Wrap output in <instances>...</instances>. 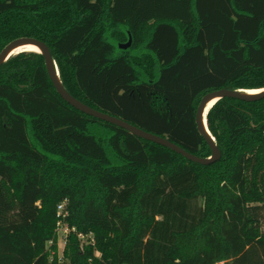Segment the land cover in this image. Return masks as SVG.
<instances>
[{
  "label": "trees",
  "instance_id": "trees-1",
  "mask_svg": "<svg viewBox=\"0 0 264 264\" xmlns=\"http://www.w3.org/2000/svg\"><path fill=\"white\" fill-rule=\"evenodd\" d=\"M19 37L48 45L77 99L200 157L202 97L264 88V0H0V52ZM207 121L221 158L200 164L66 102L41 53L10 57L0 264H264V98L220 99ZM65 199L95 244L71 233L59 262L46 245Z\"/></svg>",
  "mask_w": 264,
  "mask_h": 264
},
{
  "label": "water",
  "instance_id": "water-1",
  "mask_svg": "<svg viewBox=\"0 0 264 264\" xmlns=\"http://www.w3.org/2000/svg\"><path fill=\"white\" fill-rule=\"evenodd\" d=\"M25 45H36L45 59V65L47 72L49 74L50 79L52 80L57 92L60 96L69 104L77 108L78 110L101 119L103 121L109 122L111 124L117 125L121 128L126 129L131 134L136 135L138 137L144 138L146 140L158 143L160 145L166 146L173 151L187 157L188 159L195 161L200 164H210L215 161H218L221 158V150L219 149L218 145L216 144L215 138L212 135L207 121V114L209 109L207 107L209 103L216 99L215 103L223 98H237L243 101H257L264 98V88L260 89H228V88H221L210 91L206 93L197 108L196 111V124L199 133L204 137L206 142L208 143L209 147L211 148V155L209 157H200L195 154L190 153L189 151L185 150L181 146L177 145L176 143L170 141L168 138L148 132L136 125L129 123L128 121L123 120L117 116H113L111 114L105 113L103 111L97 110L81 100L74 97L62 84L60 79V74L58 67L53 59L51 54L50 48L48 45L37 38L34 37H19L12 41H10L0 52V66L9 60L10 57L13 55L18 54V51L22 46ZM132 45V37L129 36V39L126 43L121 44V47L126 49ZM254 90H258L255 92ZM214 103V104H215Z\"/></svg>",
  "mask_w": 264,
  "mask_h": 264
},
{
  "label": "built area",
  "instance_id": "built-area-1",
  "mask_svg": "<svg viewBox=\"0 0 264 264\" xmlns=\"http://www.w3.org/2000/svg\"><path fill=\"white\" fill-rule=\"evenodd\" d=\"M69 212L67 209V199L62 201L57 206V222L54 232V236L47 242L46 251L49 253L50 260H54L56 257L59 262H64V250L68 243L71 233H77L81 241V249L86 244H95V239L92 233L78 232L75 227L69 225L68 217ZM101 253L96 251V256H100Z\"/></svg>",
  "mask_w": 264,
  "mask_h": 264
},
{
  "label": "rangeland",
  "instance_id": "rangeland-1",
  "mask_svg": "<svg viewBox=\"0 0 264 264\" xmlns=\"http://www.w3.org/2000/svg\"><path fill=\"white\" fill-rule=\"evenodd\" d=\"M108 37H110V34L108 33ZM111 39V41H113L114 43H115V48H116V54H119V53H121L123 50H125L124 48H122L121 47V44H123V43H126L127 41H124V42H116L115 40H113L112 38H110ZM126 49H128V48H126ZM96 132L99 134V135H101V136H103V137H107L108 136V132L106 131V130H104V129H102V128H97L96 129ZM115 158V157H114ZM263 230H264V221H263ZM239 264H243V258L239 261Z\"/></svg>",
  "mask_w": 264,
  "mask_h": 264
},
{
  "label": "bare ground",
  "instance_id": "bare-ground-1",
  "mask_svg": "<svg viewBox=\"0 0 264 264\" xmlns=\"http://www.w3.org/2000/svg\"><path fill=\"white\" fill-rule=\"evenodd\" d=\"M18 51L38 52L40 50L36 45H25V46H22ZM254 91L257 92L258 90H254ZM215 101H216V99H213L209 103L207 110L210 109L214 105Z\"/></svg>",
  "mask_w": 264,
  "mask_h": 264
}]
</instances>
